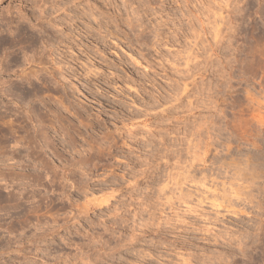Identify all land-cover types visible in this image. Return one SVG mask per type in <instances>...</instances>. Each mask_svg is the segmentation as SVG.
Instances as JSON below:
<instances>
[{
    "label": "clouds",
    "instance_id": "1",
    "mask_svg": "<svg viewBox=\"0 0 264 264\" xmlns=\"http://www.w3.org/2000/svg\"><path fill=\"white\" fill-rule=\"evenodd\" d=\"M236 7L34 0L33 38L18 63L0 65V81L39 92L22 107L0 89V105L14 129L8 151L32 153L64 207L33 200L35 231L10 235L0 264H95L90 229L117 218L128 243L147 245L128 264H231L227 250L264 230V162L244 151L264 135V56L239 63ZM44 129L48 152L38 147ZM0 164L7 185L17 162L0 151Z\"/></svg>",
    "mask_w": 264,
    "mask_h": 264
},
{
    "label": "rangeland",
    "instance_id": "2",
    "mask_svg": "<svg viewBox=\"0 0 264 264\" xmlns=\"http://www.w3.org/2000/svg\"><path fill=\"white\" fill-rule=\"evenodd\" d=\"M3 1L0 0V5ZM99 2L100 0H97V3ZM234 3L237 7L232 16L235 27L232 46L237 48V59L242 65L259 62L261 56H264V0H234ZM6 5L5 12L0 14V65L4 67L18 63L21 50L33 38L26 21L34 16V0H11ZM102 25L111 27L110 23L102 22ZM125 70L130 75H135L131 68ZM0 84L2 89L22 107L28 103L29 99L35 100L39 92V89L29 90L23 85L11 82L5 84L0 81ZM22 91L30 93L21 94ZM85 107H87L86 102ZM31 109L36 111V106L33 105ZM6 110L8 111L7 107L0 105V114ZM99 111L105 114L108 111V105L100 108ZM49 144L55 146V140L50 134L48 144L43 147L45 152L49 151ZM256 144V149H245L244 151L250 152L254 160L264 162V135L257 137ZM38 147L41 146L38 145ZM55 155L57 163L68 162L62 152H57ZM99 163L106 165L107 161L100 160ZM29 171L33 175H37L33 170ZM2 186L0 185V248H6L13 243L10 235L14 234L16 237H20V234L23 233L24 237H28L35 231L31 211L34 206L24 201L6 199V192ZM45 189L47 192L52 191V187L48 185L40 190V193L38 192L39 199L40 197L43 199H40L39 204L42 207L61 211L64 205L59 202L58 197L48 196ZM76 196L77 193H73V197ZM84 226L88 227L87 224ZM90 231L96 241L91 248L95 264H128L129 261L138 259L134 256L135 252L142 247H147L140 237L132 243L127 242L130 231L119 218L110 222L107 231H104V227L101 226L92 228ZM48 245L50 242H46V246ZM227 255L231 264H264V230H261L257 235H250L239 248L234 247L227 250Z\"/></svg>",
    "mask_w": 264,
    "mask_h": 264
},
{
    "label": "bare ground",
    "instance_id": "3",
    "mask_svg": "<svg viewBox=\"0 0 264 264\" xmlns=\"http://www.w3.org/2000/svg\"><path fill=\"white\" fill-rule=\"evenodd\" d=\"M10 1L11 0H4L3 3H1L0 14H3L5 12L7 8L6 4H8V2L10 3ZM0 89H2V86H0ZM29 93L30 92L28 91L21 92V94ZM30 111L32 112L34 118H36L39 122L40 118L36 116L37 109L36 111L34 109H30ZM8 117L9 111L7 110L0 114V151H3L6 155L12 156V158L16 160L17 165L12 173L4 177L8 180V184L3 185L2 189L6 192V199L13 201H24L34 206L32 201L36 200L38 203L40 202L41 197L39 199V191L43 190L46 185L42 182V179H40V177H38L37 175H33L29 171L33 170L34 160L32 153L28 152L24 148H20L15 152L8 151V146L13 139L14 131V129L6 123ZM48 141L49 133L47 129H44L41 133V140L39 145L41 147H44L48 144ZM2 166L3 165L0 166V169L3 168ZM13 179H15L17 182L13 183Z\"/></svg>",
    "mask_w": 264,
    "mask_h": 264
}]
</instances>
